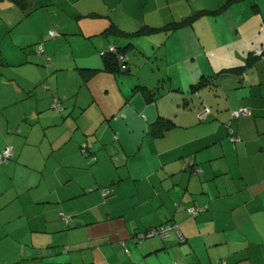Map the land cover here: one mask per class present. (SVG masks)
Returning a JSON list of instances; mask_svg holds the SVG:
<instances>
[{"label": "crops", "instance_id": "crops-1", "mask_svg": "<svg viewBox=\"0 0 264 264\" xmlns=\"http://www.w3.org/2000/svg\"><path fill=\"white\" fill-rule=\"evenodd\" d=\"M30 1H0V264H264V0Z\"/></svg>", "mask_w": 264, "mask_h": 264}, {"label": "trees", "instance_id": "trees-1", "mask_svg": "<svg viewBox=\"0 0 264 264\" xmlns=\"http://www.w3.org/2000/svg\"><path fill=\"white\" fill-rule=\"evenodd\" d=\"M0 1H10L12 3H14L20 10L24 11V12H32L34 9H36L30 0H0ZM233 1V0H231ZM203 11H200V12H197L195 14H193L192 16L188 17L187 19H184V20H181L179 22H173L171 24H169L168 26H164L163 28H165L166 30H170V29H175L181 25H184V24H187V23H191V21L197 17L198 15L202 14ZM162 28H156V27H144L138 31H135V32H124L123 30H120L116 25L114 24H111L104 32L103 34L104 35H107V37L111 36L113 37L116 41L117 39H122V38H131L135 35H149L151 34L152 32L154 31H158ZM51 31L49 32V34L51 35V37H54V36H57L59 33L57 31H55L56 33L54 35L51 34ZM133 42H128L125 46H120L116 43H112L108 46V48L106 49H103L101 50L99 53L102 57V62H103V68L102 69H98V68H89V67H83V68H79V71L80 73L82 74V76L84 77V80H88L90 77L94 76L98 71L100 70H104V71H108V72H111V73H114V74H121V73H128L129 72V67H128V54H127V51L129 49L132 48L133 46ZM41 46H43V44L40 45V49H41ZM197 87V85H196ZM157 128V130L159 132H162L163 129H168L170 128V126L172 125V123H170L169 121L167 120H164V119H159L157 122H155L154 124ZM88 150V147L87 145H83L82 147V151H87ZM89 158L93 159L92 158V155L89 154ZM104 190H109L108 187H104V188H101V191L102 193L104 194ZM110 192L104 194L105 196L108 195ZM192 206H195V207H199L202 209V206H197V205H192ZM65 214L64 212H60V219H62L61 217V214ZM192 216H195L193 214H191ZM65 216L68 217V215L65 214ZM70 217V216H69ZM68 217V218H69ZM65 220L66 222L69 221V219H63ZM165 224H170V223H165ZM164 224H160V225H157V226H153V227H150L148 228L147 230L145 231H141V232H136L134 234L133 237H135V240L136 241H142L146 238H150L152 236H160L162 238L164 237H168V236H162L160 235L159 233L155 232L160 226H162ZM174 230V229H173ZM150 232H155L154 235H150L149 233ZM172 232V230H171ZM178 233V231H177ZM182 233V232H181ZM171 234V233H170ZM179 237H180V234L178 233ZM181 241H182V238L180 237ZM183 239H184V236H183ZM222 264V263H221Z\"/></svg>", "mask_w": 264, "mask_h": 264}, {"label": "built area", "instance_id": "built-area-1", "mask_svg": "<svg viewBox=\"0 0 264 264\" xmlns=\"http://www.w3.org/2000/svg\"><path fill=\"white\" fill-rule=\"evenodd\" d=\"M56 32L54 30L51 31V34L54 35ZM41 49H42V46H41ZM259 53L262 52V50H258ZM54 107H58L59 109L62 108V105L61 103L59 102L58 99H55L54 100ZM210 112V108L209 107H206L203 112H201L199 114V117L200 118H203V116L207 115L208 113ZM248 115H251V109L250 108H247V107H242V108H237V109H234L232 111V116L234 118H240L242 116H248ZM229 132H230V140L231 141H240L241 138L239 136H237L235 133H234V129L229 127ZM13 155V152L11 150L10 147H6L4 150H0V162H4V161H7L9 160ZM110 192L109 190H104V194ZM201 210V208L199 207H195V206H190L189 207V211L191 214L193 215H196L199 211ZM61 217L62 219H69L67 216H65V214H61ZM177 230L178 233L180 234V237L183 239V234L181 233L179 227L177 224H164L162 226H160L155 232L159 233L160 235L162 236H168L170 235L171 233V230ZM154 232V233H155ZM153 232H150L149 234L150 235H154Z\"/></svg>", "mask_w": 264, "mask_h": 264}, {"label": "rangeland", "instance_id": "rangeland-1", "mask_svg": "<svg viewBox=\"0 0 264 264\" xmlns=\"http://www.w3.org/2000/svg\"><path fill=\"white\" fill-rule=\"evenodd\" d=\"M19 10V9H18ZM20 12H22L21 10H20ZM23 13V12H22ZM45 13H44V11L43 12H41V13H39V17H38V20L39 21H41V20H43L44 19V17H43V15H44ZM23 16H24V13H23ZM24 18H25V16H24ZM30 18H32V17H30ZM23 24V23H22ZM22 24H20V26H18V27H16V29H15V32H13V33H18L20 30H21V28H22V26L24 25H22ZM49 41H51V40H49ZM28 56L29 57H31V58H34L37 54H39L38 53V51L36 50V53H33V52H31V54H30V52L28 51ZM110 191V190H109ZM188 212L190 213V211H189V208H188ZM63 220V219H62ZM65 221V220H64Z\"/></svg>", "mask_w": 264, "mask_h": 264}]
</instances>
